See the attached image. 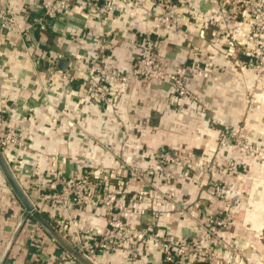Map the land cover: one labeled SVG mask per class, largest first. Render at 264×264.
Returning a JSON list of instances; mask_svg holds the SVG:
<instances>
[{"label":"crops","instance_id":"crops-1","mask_svg":"<svg viewBox=\"0 0 264 264\" xmlns=\"http://www.w3.org/2000/svg\"><path fill=\"white\" fill-rule=\"evenodd\" d=\"M175 1L181 10H187L179 28L175 29L159 26L153 16L140 14L135 0H113L119 12L114 17H106L103 22L86 18L79 8H75L68 18L57 25L50 22L45 32L36 33V38L43 44L37 54L38 68L42 69L48 58L58 54L65 57L58 62V69L67 68L68 62L76 63L79 69L84 68L96 58L95 38L103 28L114 42L106 65L129 73L137 53L132 41L150 37L158 42L157 54L164 66L171 69L185 67L192 92L203 94L202 97L217 110L216 124H236L238 116L249 106L253 82L244 68L246 57L237 51L249 32V19L244 12L239 16L230 15L226 10L228 0ZM9 5L19 22L32 21L40 12L39 0H9ZM3 44L0 47V90H9L14 81L18 82L15 98L29 109L27 117L13 115V120L29 147L22 168L14 170L15 180L30 195H37L38 186H49L53 178L82 175L90 166L114 169L124 162L145 169L153 166V159L160 150L177 152L183 158H202L214 145L216 128H202V116L195 113V108H191L186 99L177 98L166 85L108 84L115 95L113 107L99 105L84 89L79 71L66 80L53 73L44 77L41 84L30 76L19 80L18 74L23 76V69L29 67L28 61L20 56L19 40L6 37ZM252 89L258 95L251 105L258 106L264 101V86ZM44 92L51 93L45 97L49 103L42 102ZM0 97L7 98L2 92ZM5 101L0 98V109ZM113 117L117 121H112ZM67 120L74 121L79 131L81 129L89 137H77L78 129L69 128ZM243 124L246 134L253 140L264 142L263 120L246 117ZM258 165L245 169L236 180L224 178L227 194L231 198L237 196L229 238L242 242L240 257L246 264H264V167ZM120 175L122 179L113 183L115 191L126 192L130 198L140 192V182L127 180L124 172ZM200 178L199 174L188 176L169 168L163 182L155 184L166 196H153L161 212V223L168 225L175 234L194 233L185 228V222L167 199L190 203L200 200L209 212L222 210L220 202L199 190ZM125 209L124 219L134 226H146L133 208L126 205ZM52 212L50 205L38 211L53 228ZM70 213L83 231L99 232L105 227L99 204L88 203ZM23 214L21 202L0 172V260L4 264H22L62 258V247L42 226L43 251L38 253L29 246L28 230L39 223L28 215L20 225ZM143 250L146 251V254L141 252L143 258L129 264H160L155 246L148 245ZM124 257L125 254L98 255L97 260L102 264H120Z\"/></svg>","mask_w":264,"mask_h":264},{"label":"built area","instance_id":"built-area-1","mask_svg":"<svg viewBox=\"0 0 264 264\" xmlns=\"http://www.w3.org/2000/svg\"><path fill=\"white\" fill-rule=\"evenodd\" d=\"M135 5L143 16H153L159 26L173 29L179 28L180 22L184 19L183 14L187 11L181 10L175 0H135ZM75 8H79L86 18L90 17L99 22H103L106 17H114L119 12L113 0H39V15L32 21L19 22L9 5V0H0V47L4 45V38H17L20 56L29 63V67L23 69L24 75L18 74L19 80L30 76L41 84L44 77L53 73L66 80L73 72L79 71L84 89L99 105H107L111 108L115 95L108 88V84L166 85L177 98L186 101L192 98L187 85L189 75L187 70L185 67L171 69L164 66L157 54L156 39L143 37L132 41L137 53L129 73L107 66L106 60L114 49V42L103 28L100 35L95 38L96 58L86 64L87 67L85 65L84 68L79 69L76 63L68 62L67 68L60 70L57 64L65 60V57L58 54L56 57L48 58L47 65L39 69L37 54L43 44L36 38V33L45 32L50 22L57 25L60 20L68 18ZM226 10L230 15H238L242 10H246L251 17L250 33L243 45L247 49L243 47V50L237 51L246 57V66L256 71L260 55L264 54V2L228 0ZM13 83L11 89L0 90V93H5L7 96V98L0 97L2 101L6 100L0 109V154L15 178L14 170L16 167L22 168L23 160L29 155V147L22 131L16 126L13 115L25 118L29 109L22 101L20 103L16 100L19 84L15 81ZM44 94L42 102L49 103L48 98L45 97L51 93L44 92ZM112 119L114 122L117 121L115 117ZM66 124L69 128L78 129L77 137H89L86 132L81 129L79 131L74 121L67 120ZM179 165V159L174 157L171 151L160 150L154 158V165L145 169L124 162L119 163L114 169L100 165L90 166L82 175L59 176L53 178L49 186L36 185L40 192L34 195L36 197L23 192L37 212L45 206H52V223H55L56 227L53 229L60 239L87 264H102L97 260L98 255L117 254H125L120 264H129L142 259L141 252L146 254L143 249L148 245L155 246L161 258L160 264H246L240 257L242 242H235L229 238L235 209L231 198L228 199L222 182H213L209 188L199 186L201 191L222 204L221 212H209L200 200L190 203L187 200L167 199L171 208L185 222V228L191 230L193 235L175 234L168 225L161 223V212L156 207L157 201L153 196L156 194L162 198L166 196L158 190L152 177L163 174L167 167H179ZM188 169L194 170L192 167ZM188 169L179 168L186 175L190 173ZM121 172H124L127 180L142 184L140 192L131 198L126 192L113 189V183L122 179ZM32 197L36 199L33 200ZM88 203L99 204L102 207L105 227L99 232L81 230L71 216L72 209L83 207ZM126 205L135 210L136 215L145 223V227L134 226L124 219L122 214L126 210ZM24 219L21 220L20 225L25 222ZM41 234V225L35 223L31 225L27 235L29 246L38 253L44 249ZM61 247L62 258L56 261L39 259L22 264L80 262L71 252ZM0 264H4L2 260Z\"/></svg>","mask_w":264,"mask_h":264},{"label":"rangeland","instance_id":"rangeland-1","mask_svg":"<svg viewBox=\"0 0 264 264\" xmlns=\"http://www.w3.org/2000/svg\"><path fill=\"white\" fill-rule=\"evenodd\" d=\"M261 1L264 2V0ZM243 12L249 19V32L247 34L248 37L251 27V17L246 10H242L240 14ZM245 42L241 47H239L238 50H243V47L246 48V46H243ZM239 54L242 53L239 52ZM244 68L248 70L252 77V88L264 86V54L260 55L256 71L248 68L246 64H244ZM188 88L191 92L192 98H189L187 102H189L191 108H195V113H198L202 116V120H200V126L208 130L216 128L217 138L214 142V145L206 150V156L202 158H199L198 156L183 158L177 152H172V155L179 159V167H167L163 174H158L152 177L154 180L152 181L155 184L157 182L158 184L163 182L162 178L166 175L169 168L179 170V168L182 167L185 169L192 167L194 170L191 171L188 169L190 173L187 175L190 176L192 174H199V176H202V178H200L198 182H201L200 185H202V188H209L210 184L213 182H222L224 186V178H234L236 180V177L245 173V169L256 167L257 163L259 164L258 166L264 167V142L260 140H253L249 134H246L247 131L243 124L244 120H246V117L250 119L253 117V119H260L261 121H264V101L261 102L260 100L261 104L258 106L251 105L252 100L258 95L257 92H255L254 89L249 88L251 91L248 100L249 106H246V110L245 113L243 112V115L238 116V122L236 124L220 125L219 123L216 124L215 122L214 116L216 115L217 110L210 106V101L206 97L203 98V94L200 96L192 92L189 85ZM230 198L231 197L228 195V199ZM236 199L237 196L230 199L232 200L233 207L237 204Z\"/></svg>","mask_w":264,"mask_h":264},{"label":"water","instance_id":"water-1","mask_svg":"<svg viewBox=\"0 0 264 264\" xmlns=\"http://www.w3.org/2000/svg\"><path fill=\"white\" fill-rule=\"evenodd\" d=\"M0 172L4 176L5 180L7 181L8 185L10 186L13 193L16 195L17 199L21 202L23 208H24V214L23 217L26 218L28 215L35 218V220L38 221V223L56 240L57 243H59L61 246H63L66 250L71 252L74 257L79 260L83 264H87L85 260L76 252L72 250V248L66 244L63 240L60 239L58 234L55 232V230L47 224V222L42 218V216L33 209L31 203L27 199L26 195L24 194L23 190L19 187L17 181L13 177L11 171L7 167L2 155L0 154ZM211 199V196H209ZM216 200V199H214ZM217 201V200H216ZM219 202V201H218Z\"/></svg>","mask_w":264,"mask_h":264},{"label":"bare ground","instance_id":"bare-ground-1","mask_svg":"<svg viewBox=\"0 0 264 264\" xmlns=\"http://www.w3.org/2000/svg\"><path fill=\"white\" fill-rule=\"evenodd\" d=\"M6 163V162H5ZM7 165V164H6ZM7 167H8V165H7ZM9 168V167H8ZM10 170V169H9Z\"/></svg>","mask_w":264,"mask_h":264}]
</instances>
